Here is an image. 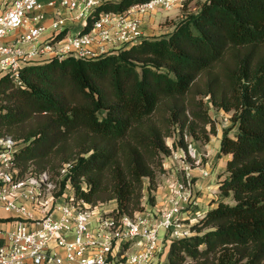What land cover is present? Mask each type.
<instances>
[{
	"label": "trees",
	"instance_id": "obj_1",
	"mask_svg": "<svg viewBox=\"0 0 264 264\" xmlns=\"http://www.w3.org/2000/svg\"><path fill=\"white\" fill-rule=\"evenodd\" d=\"M145 1L107 2L83 30ZM198 1L165 35L33 63L19 81L1 76L0 136L18 141L22 174L71 163L77 199L114 200V212L132 216L155 204L167 137L179 132L185 148L186 134L209 142L211 106L223 108L232 114L219 153L230 158L215 206L171 243L165 264H264V0Z\"/></svg>",
	"mask_w": 264,
	"mask_h": 264
},
{
	"label": "built area",
	"instance_id": "obj_2",
	"mask_svg": "<svg viewBox=\"0 0 264 264\" xmlns=\"http://www.w3.org/2000/svg\"><path fill=\"white\" fill-rule=\"evenodd\" d=\"M110 1L121 0H0V78L8 74L19 81L21 70L33 63L95 58L137 44L148 37L146 16L185 0H148L123 12H101L84 31L94 11ZM212 111L215 121L216 115L230 119L223 108L212 105ZM187 143L169 155L176 165L163 204L131 216L114 212V200L77 199L67 177L71 163L56 175L22 174L15 161L18 141L0 136V209L9 214L0 217V264H165L171 243L194 235L193 226L205 215L190 216L201 189L192 170L201 159ZM209 175L201 168L199 178Z\"/></svg>",
	"mask_w": 264,
	"mask_h": 264
},
{
	"label": "crops",
	"instance_id": "obj_3",
	"mask_svg": "<svg viewBox=\"0 0 264 264\" xmlns=\"http://www.w3.org/2000/svg\"><path fill=\"white\" fill-rule=\"evenodd\" d=\"M160 13L162 15H160ZM158 12L156 14H153L151 16H146L144 18V30L148 36H155L158 32H171L173 30L172 22L173 20H177L183 15L181 8H175L171 10L170 12L164 13V12ZM166 21V29L162 30V26H160V23ZM221 137H222V130L218 128V134L216 136L212 137L209 142H201L202 145L198 146L199 153L202 152L204 157L206 158L205 164H203L202 157L201 164L199 166H194L192 172L195 175V178H199L201 174V168L206 166L207 168L209 166H212L217 172H218V178H217V184L214 187L217 193L218 188V181L220 179H223L226 174L225 168L227 160L230 158L229 154H220V145H221ZM208 159V160H207ZM164 165L167 169V173L169 174L171 171H174L173 167H175L176 162L171 156H167L164 159ZM164 175H162L163 177ZM198 184L200 187H203L206 191L205 195L199 199V204L194 207V210L191 212L190 216L193 217L195 215V211L200 213H206L210 208L214 207L215 204L211 202L213 198L217 197V194H212L211 192V180H205L202 178L198 179ZM155 204L151 205L146 203V208L153 207L158 208L160 207L164 200L165 196L167 194V187H163L158 184L157 189L155 190ZM207 195L209 197L207 198ZM9 214L5 212L4 210L0 209V217H6ZM15 218V215H12Z\"/></svg>",
	"mask_w": 264,
	"mask_h": 264
},
{
	"label": "rangeland",
	"instance_id": "obj_4",
	"mask_svg": "<svg viewBox=\"0 0 264 264\" xmlns=\"http://www.w3.org/2000/svg\"><path fill=\"white\" fill-rule=\"evenodd\" d=\"M42 1H47V0H42ZM198 0H185L184 1V3H183V6H179V7H175V8H181L182 9V12L184 13V11H186V10H195V9H197L199 6H198ZM175 8H173V9H175ZM172 9V10H173ZM171 11V10H170ZM170 11H159V13L160 12H164V13H167V12H170ZM62 12L64 13V14H67V15H71L72 13L71 12H69V11H67L66 13H65V11L64 10H62ZM158 13V12H157ZM156 14V13H155ZM160 15H162L161 13H160ZM78 27L80 26L81 27V23L80 24H78L77 25ZM160 26H162V30H165L166 29V21H164V22H162V23H160ZM168 32H162V31H160V32H158L155 36H162V35H165V34H167ZM211 112V111H210ZM227 113H228V115L231 117V112H228L227 111ZM211 114H214L213 113V111L211 112ZM219 114V113H218ZM214 116V115H213ZM216 117V125H217V127L220 129V130H223V128L224 127H227L230 123H231V120L229 119V120H227V121H224V120H222V116L221 115H216L215 116ZM234 131H232V133H233ZM214 136H216V135H213L212 137H214ZM211 137V138H212ZM179 138H180V135H179V132H176V133H174L173 135H171V136H169V137H167V143H168V145L169 146H171L172 147V151H173V149H176L177 148V146H179V145H181V143H180V141H179ZM185 142H192L193 143V145L196 147V149L198 150V146H200V145H202V143L200 142V141H198V140H195L193 137H192V135H187V138L185 137ZM176 144V145H175ZM198 152H199V150H198ZM199 155L202 157V161H203V164H205V161H206V158L204 157V155H203V153L202 152H200L199 153ZM208 160V159H207ZM194 165H196V164H194ZM36 167V165H33L32 167H30V169H33V170H35L34 168ZM204 167H206V166H204ZM207 168V167H206ZM208 170H209V172H210V175H209V177L208 178H205V180H211V192H212V194H217L216 193V190H215V186H216V184H217V176H218V172L212 167V166H209L208 168H207ZM175 171H171L169 174H166V173H164V174H162V175H164L163 177H162V175H159V177H158V184L160 183V185H162L163 187H167V185L169 184V181H170V179H172L173 178V173H174ZM199 179V178H198ZM198 179L197 178H195V180L198 182ZM196 182V183H197ZM158 187V186H157ZM201 189H198V191H197V193H198V196H199V199L201 198V197H203L204 195H205V193H206V191H205V189L203 188V187H200ZM209 197V195H207V198ZM144 206H145V208H146V203H145V201H144Z\"/></svg>",
	"mask_w": 264,
	"mask_h": 264
}]
</instances>
